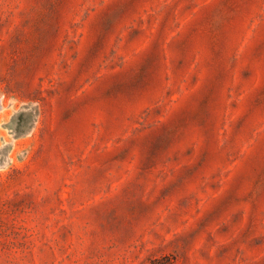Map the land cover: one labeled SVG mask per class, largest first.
Here are the masks:
<instances>
[{"label": "rangeland", "instance_id": "1", "mask_svg": "<svg viewBox=\"0 0 264 264\" xmlns=\"http://www.w3.org/2000/svg\"><path fill=\"white\" fill-rule=\"evenodd\" d=\"M0 264H264V0H0Z\"/></svg>", "mask_w": 264, "mask_h": 264}]
</instances>
